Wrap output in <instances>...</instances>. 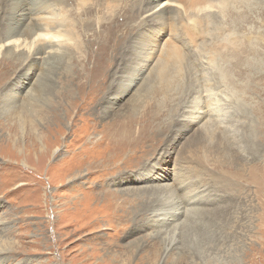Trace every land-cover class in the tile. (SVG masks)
I'll list each match as a JSON object with an SVG mask.
<instances>
[{"label": "rangeland", "instance_id": "rangeland-1", "mask_svg": "<svg viewBox=\"0 0 264 264\" xmlns=\"http://www.w3.org/2000/svg\"><path fill=\"white\" fill-rule=\"evenodd\" d=\"M21 1L0 0V47L12 21L21 23L15 14ZM166 1L163 11L157 7L162 0L21 2L18 11L42 2L74 15L90 2L101 3V20L121 15L126 24L130 20L136 55L128 64H110L112 55L99 63L97 38L80 27L82 46L71 51L70 60L64 49L58 50L61 58L42 53L27 60L0 51V264H170L182 253L189 255L185 264H264V180L250 179L257 166L264 167V78L257 79L256 68L245 75L247 68L241 74L231 69L233 89L227 87L223 55L232 37L244 40L257 32L264 38V0ZM155 7L163 17L152 16ZM171 49L182 59L177 71L168 69L177 79L168 85L173 97L166 109L165 96L153 92L162 88L159 63L169 62ZM213 53L219 56L215 66L208 64ZM260 66L264 70V62ZM132 76L139 77L135 86L115 101ZM111 82L116 84L108 95ZM247 84L255 89L245 94V107L237 102L244 95L240 85ZM98 87L105 88L93 93ZM193 87L198 96L190 93ZM203 94L216 98L219 125L191 121L195 109L212 106ZM138 100L157 106L142 109L133 105ZM158 108L163 113L157 123L142 126L148 118L140 123L141 117H154ZM243 132L255 146L238 143L245 140ZM231 140L236 150L245 149L244 181L232 177L239 166L225 167ZM160 187L166 192L155 191ZM138 189L142 195H136ZM173 195L184 213L161 228ZM141 199L155 201L148 213Z\"/></svg>", "mask_w": 264, "mask_h": 264}, {"label": "bare ground", "instance_id": "bare-ground-1", "mask_svg": "<svg viewBox=\"0 0 264 264\" xmlns=\"http://www.w3.org/2000/svg\"><path fill=\"white\" fill-rule=\"evenodd\" d=\"M23 1V0H22ZM21 1V2H22ZM25 1V0H24ZM66 1H70V0H66ZM230 1V0H229ZM229 1L227 3H229ZM3 2V1H2ZM21 2H19V4L15 7L17 10L15 12V14H20V16L22 17V19L20 20L21 23L19 22V24L14 23V20L12 21L11 25L9 26V24L7 26H9L7 33L5 34L4 37V42L2 44V46L0 47V51H2V49H5V51L10 52L11 53H18L20 59H24L27 60L30 58V56H40L42 55V53L44 54H48V55H52L53 53H55L52 58H58L60 57V54L58 52V50H63L64 49V54L67 57L68 55V59L70 60V56H71V51H77V46L79 48V46H82V38H80V36L77 34L79 31V27H80V31L83 34V32H88V31H92L93 32V37L97 38L98 41L95 42L96 45H98L100 48H98V57L97 60L99 63L105 61L107 59V55L111 56L112 55V59H110V64H112L114 61L116 63L119 62H124L127 63V60H130L132 58L135 57L136 52L133 49V37H132V33H133V26L130 25V20L127 19V24L125 23L126 17L124 16H115L114 18L111 19H106V20H101L100 18H98V14L101 11V7L102 4L101 3H91V5L86 6V7H82L79 12L74 15L71 14V10H67L63 7H60L59 10H56L52 4V6L49 4H45V3H38L36 5L32 6V2H29L31 8H28L26 10L23 9V11H18L19 7L21 5H23ZM37 2V1H36ZM47 2V1H46ZM49 3V2H48ZM68 4V2H66ZM89 3V4H90ZM223 3V2H222ZM16 4V3H15ZM14 4V5H15ZM64 4V3H63ZM168 2L166 0H162V2H160L157 7H160V9L163 8V6H167ZM226 4V3H225ZM87 5V4H86ZM65 6V5H64ZM225 7V6H224ZM27 8V7H26ZM35 9V10H34ZM156 7L153 9V15L154 17L158 18L161 17L162 14L160 13L161 11H157L155 10ZM4 10V9H3ZM15 10V9H14ZM32 10H34V12H32ZM163 11V9H162ZM264 11V8L261 9V12ZM18 14V15H19ZM74 17V18H73ZM163 17V16H162ZM19 19V18H18ZM85 34V33H84ZM2 35V34H1ZM91 35V34H90ZM91 35V36H92ZM256 35V36H255ZM262 33H255L254 36H252L251 38H245L244 40H239V37H232L231 41L227 40L228 42H225L224 45V56L226 55L228 57V65H227V72H228V76L226 74V84L228 82H230V76L229 77V73L231 72V69H240V71L238 70V73L241 74V70L244 71L243 68H247L246 72L243 74L245 75L247 73V71H250L253 68L258 69V72L261 73H256L259 74L257 75V79L258 80H263L264 78V70L261 68V62H264V53L262 52L261 48L257 47V45H262L264 47V38L261 36ZM215 49V48H214ZM82 50V48H80V51ZM245 50V52H244ZM88 51V50H87ZM141 52L143 53L144 51L141 50ZM81 53H84V51H82ZM90 53V52H89ZM75 54V53H73ZM139 54V53H137ZM141 54V53H140ZM17 55V54H15ZM63 55V54H62ZM254 56L253 59H251L249 56ZM84 57V56H83ZM61 58V57H60ZM150 58V57H149ZM261 58V60H260ZM66 59V58H65ZM167 59L169 62H167V60H162L161 63H159V70H158V75L157 77L160 79V84L162 85L161 90H156L154 97L156 96H165L164 97V101L163 106L164 108H168L170 106V102H171V98L173 97V91H172V95L170 94L169 90H172L168 87V85H173L177 79L176 77H173L170 75L169 72V68L172 66H176V71L179 68V65L181 63V57L178 54V51L175 49H171V51L169 52V54L167 55ZM255 60V61H254ZM257 60V61H256ZM72 61V60H71ZM70 61V62H71ZM76 61V60H75ZM80 61V60H79ZM208 64L211 63L214 66L217 65L218 61H219V56H216V53H213V55L211 56L210 59H208ZM114 62V63H115ZM81 63V62H80ZM130 63V61L128 62ZM127 63V64H128ZM219 64V63H218ZM234 65V66H233ZM78 66V65H77ZM207 66V65H206ZM223 66V65H221ZM260 66V68H259ZM108 67V66H107ZM120 67V66H119ZM118 67V68H119ZM212 67V65H211ZM217 67V66H216ZM72 68V67H71ZM94 68V67H93ZM128 68V66H127ZM74 69V68H73ZM76 69V68H75ZM80 69V68H79ZM131 70L129 69L127 70V74L128 78L131 75ZM74 71V70H73ZM81 71V69H80ZM92 71V70H91ZM113 71V70H112ZM119 71V69H118ZM126 71V70H125ZM96 75H105L106 73H103L101 71H93ZM106 72V71H105ZM217 73V72H216ZM220 73V72H219ZM76 74V73H74ZM84 74V73H83ZM114 75L116 74V71L113 73ZM178 74V73H177ZM88 75V74H87ZM92 75V74H91ZM125 75V74H124ZM219 75V74H218ZM221 75V73H220ZM112 76V75H111ZM255 77L254 74H251L249 76V80H252ZM92 78V77H91ZM137 78L139 77H131V80H127V83L125 82L124 85V90H122L121 92V96L115 98V101H117L118 99L122 98V96L126 95L136 84L137 82ZM230 78V79H229ZM216 79V78H215ZM83 80V79H82ZM256 80V79H255ZM232 82V81H231ZM228 83L227 87H230L231 89H233V86L231 85L232 83ZM249 83V81L247 82ZM115 82H111L108 90H107V94L111 95V90L114 86H115ZM222 84V82H221ZM207 86V85H205ZM209 86V85H208ZM242 87V90L244 91V95L243 98L237 102V103H241V105H244L245 103V107L247 106V102L244 100L245 99V94L249 93V92H253L255 88H252V85H240ZM168 89H167V88ZM204 87V86H203ZM105 87H102V90ZM122 88V87H121ZM164 88V89H163ZM207 88V87H206ZM210 88V87H209ZM166 89V90H165ZM191 89V88H188ZM204 89V88H203ZM211 89V88H210ZM259 91V94L262 93V90L257 88ZM102 90L98 88L93 89V93H95L96 91L98 92H102ZM151 90V89H150ZM196 90V88L193 87L192 91L190 93L194 94V91ZM208 90V89H207ZM235 90V88H234ZM116 91V90H115ZM148 91V90H147ZM202 91V90H201ZM209 91V90H208ZM207 91V92H208ZM150 92V91H149ZM176 92V91H175ZM256 92V91H255ZM143 93V92H142ZM189 93V94H190ZM203 93V92H202ZM201 93V94H202ZM209 93V92H208ZM147 94V93H146ZM150 94V93H149ZM152 94V92H151ZM212 94V92H211ZM232 94V93H231ZM116 95V94H115ZM192 95V94H191ZM196 95V94H194ZM199 95V94H198ZM196 95V96H198ZM216 95V94H215ZM182 96V95H181ZM193 96V95H192ZM137 97V96H136ZM152 97V96H151ZM153 97V99H155ZM108 98V96L106 97ZM150 98V97H149ZM184 98V97H183ZM202 98L204 100H206L205 102L208 103L211 101L212 106H206L204 109L202 108H197L195 109L194 112H192V116H191V121H194L193 123L196 122H200V121H204L206 119L208 120H212V122H216L215 124L219 125V118H216L217 115L215 113V109L213 108V105L215 106L214 101L216 100V98H214L211 95H202ZM95 99V98H94ZM105 99V98H104ZM124 99V98H123ZM148 99V98H147ZM186 99V98H185ZM247 99V98H246ZM151 100V99H150ZM156 100V99H155ZM158 100V99H157ZM156 100V101H157ZM183 100V99H182ZM239 100V99H238ZM249 100V99H248ZM107 101V100H106ZM141 100L138 101H134L133 105L135 103H138V105H140V108H148V107H153L155 108L157 105L152 104L151 106V101L146 102L145 100H143L141 103L139 102ZM153 101V100H152ZM160 101V100H159ZM182 102V101H181ZM236 102V101H235ZM99 103L100 100H99ZM157 103V102H156ZM210 103V105H211ZM90 104V103H89ZM102 104V103H101ZM176 104V103H175ZM182 104V103H181ZM209 104V103H208ZM100 105V104H99ZM133 105H131L133 107ZM160 105V104H159ZM179 106V103L177 104ZM89 106V105H88ZM103 106V105H102ZM128 106V105H127ZM82 107V106H81ZM209 108L206 110V108ZM216 107V106H215ZM243 107V106H242ZM127 108H131L130 106ZM176 108V107H175ZM240 108V107H239ZM238 108V109H239ZM136 109V108H135ZM150 109V108H149ZM165 109V110H166ZM217 109V108H216ZM132 110V109H131ZM130 110V111H131ZM129 111V112H130ZM153 111V110H152ZM151 111V112H152ZM157 111V112H156ZM154 113V117H150L149 114H145L141 117L140 119V123L143 121L142 118L143 117H147L148 120L145 123H141L142 126H151L153 123L155 124V122L157 123V118L162 115L163 113V109L161 110L160 108H158ZM221 111V110H220ZM110 112V111H109ZM128 112V110H127ZM133 112V111H132ZM150 112V113H151ZM246 112V111H245ZM107 113V112H106ZM176 113V111H175ZM120 116L122 115L119 114ZM118 115V116H119ZM151 115V114H150ZM159 115V116H158ZM174 115V114H173ZM106 116V115H105ZM109 116H111L109 114ZM126 116V115H125ZM152 116V115H151ZM108 117V116H106ZM114 117V115H113ZM116 118V117H115ZM131 118V117H130ZM212 118V119H211ZM123 119V118H122ZM166 119V118H165ZM154 120V121H153ZM114 121V120H113ZM131 122V121H130ZM113 123V122H112ZM172 123V122H171ZM170 123V124H171ZM192 123V124H193ZM172 125V124H171ZM176 125H178V121H173V126L170 127L171 129L176 128ZM251 126V125H250ZM249 126V127H250ZM131 127V126H130ZM158 127V126H157ZM161 127V126H160ZM133 128V127H132ZM251 128V127H250ZM257 128V127H256ZM103 129V128H102ZM110 129V128H109ZM127 129V128H126ZM131 129V128H130ZM160 129V128H159ZM253 129V128H252ZM104 130V129H103ZM146 130V129H145ZM166 130V129H165ZM255 130V129H253ZM252 130V131H253ZM143 131V130H142ZM161 131V130H160ZM100 132V131H99ZM124 132V131H123ZM145 132V131H144ZM171 132V131H170ZM202 132V131H201ZM104 134V132H103ZM102 134V135H103ZM111 134V133H110ZM205 134V132H204ZM255 134V133H254ZM148 135V134H147ZM201 135V134H200ZM146 136V135H145ZM144 136V139H145ZM242 137H244L245 139V133L243 132L241 134ZM253 136V135H252ZM127 137V136H126ZM133 137V136H132ZM136 137V136H135ZM222 137V136H221ZM114 138V137H113ZM122 138V137H121ZM134 138V137H133ZM149 138V137H148ZM153 138V137H152ZM151 138V139H152ZM103 139V138H102ZM123 139V138H122ZM89 140V139H88ZM203 139L200 138V140L198 141H202ZM242 140V139H240ZM255 140V137H254ZM115 141V140H114ZM120 141V140H119ZM124 141V140H123ZM122 141V142H123ZM127 141V140H126ZM125 141V142H126ZM232 141V140H231ZM253 141V140H252ZM128 142V141H127ZM130 142V141H129ZM148 142V141H147ZM107 143V142H106ZM238 143H241L242 146L244 143L248 144L250 143V140H242L241 142L238 141ZM236 141H232L229 142L228 146H226V149H228L231 152V156L228 159V161L225 164L226 166H229L230 168L234 167V166H239V173L235 174V170L232 174V177L235 176H239L241 178H243V181L246 179V177L242 176L244 172V169L246 167V156L244 153L245 149L242 150V147L240 148L241 150L238 151L235 149V144H238ZM252 143V142H251ZM250 143V144H251ZM253 143H255L253 141ZM252 143V144H253ZM109 144V143H108ZM143 144V143H142ZM222 144V142H221ZM248 144V145H250ZM256 144V143H255ZM110 145V144H109ZM130 145V144H129ZM134 145V144H133ZM149 145V144H148ZM254 145V144H253ZM252 145V146H253ZM136 146V145H135ZM255 146V145H254ZM258 147L256 149H253L252 151V156L255 154H258ZM109 148V147H108ZM142 148V147H141ZM239 148V147H238ZM93 149V148H92ZM107 148L105 147V150ZM94 150V149H93ZM101 150V149H100ZM104 150V149H103ZM129 150V149H128ZM127 150V151H128ZM252 150V149H250ZM141 151V150H140ZM93 152V151H92ZM139 152V151H138ZM142 152V151H141ZM126 153V152H125ZM108 154V153H107ZM110 154V153H109ZM230 154V153H228ZM87 155V154H85ZM93 156V155H92ZM134 156V155H133ZM124 157V156H123ZM93 159V158H92ZM98 160V159H97ZM96 160V161H97ZM123 160V159H122ZM114 161V160H113ZM130 161V160H129ZM128 162V161H127ZM248 162V161H247ZM126 163V162H124ZM255 163V162H254ZM162 164V165H161ZM92 165V164H91ZM160 169L162 170V172L164 171V165H165V161L161 162L160 164ZM233 165V166H232ZM130 167V166H129ZM258 170L255 171L256 173L253 175H250V179L252 181H256L257 178H261L264 180V167L259 168L257 166ZM115 169V168H114ZM112 169V170H114ZM121 169V168H120ZM119 169V170H120ZM118 170V169H117ZM122 170V169H121ZM241 174V176H240ZM127 178V175L125 176ZM158 177V176H157ZM179 178V177H178ZM230 178V177H229ZM180 179V178H179ZM163 180V178H162ZM178 180V179H177ZM180 181V180H179ZM177 182V181H176ZM185 182V180L183 178H181V183ZM178 183V182H177ZM179 184V183H178ZM167 187V186H166ZM166 187H160L158 189H156L155 191H164L166 192ZM263 188V186H262ZM136 189V188H135ZM202 189V188H201ZM142 189H138L136 193V195H142V194H138V192H142ZM203 191V190H202ZM153 192V191H151ZM181 192V191H180ZM183 193V192H182ZM191 193V192H190ZM148 193H146L147 195ZM168 195V194H167ZM176 196V195H175ZM192 196V195H191ZM194 196V195H193ZM143 197V196H142ZM167 197V196H166ZM119 198V197H118ZM149 199V198H148ZM192 199V198H191ZM114 200V199H112ZM117 200V199H116ZM141 200H145V199H141ZM184 200V199H183ZM194 200V199H193ZM196 200V199H195ZM171 203L168 206V208H170L171 211L170 215L167 217L166 220L160 221L159 225L161 228L165 227L167 224H171L175 221H177V219H179V215L182 213H184L183 209L181 208L180 204H179V200L177 199V197H174V195L172 196V200L170 199ZM132 202V201H131ZM120 203V202H119ZM155 201L153 200H145L142 205L144 206V211L146 213H148L149 210H151V208L153 207ZM199 203V202H198ZM125 205V202L123 203ZM188 204V203H187ZM121 206V205H120ZM125 208V207H124ZM139 208V207H138ZM110 209V208H109ZM140 211V210H139ZM109 213H111L109 211ZM115 213V212H114ZM176 213V214H173ZM178 213V214H177ZM118 214V213H117ZM121 214V213H120ZM134 214V213H133ZM144 214V213H142ZM141 214V215H142ZM110 216V215H109ZM114 216V215H113ZM123 216V215H122ZM119 217V215H118ZM121 217V216H120ZM139 217V215H138ZM179 217V218H178ZM127 218V217H125ZM164 218V217H163ZM117 219V218H116ZM124 220V219H123ZM115 221V220H114ZM119 221V220H118ZM122 221V220H121ZM129 222V221H128ZM125 223V222H123ZM142 223V221H141ZM147 224V223H146ZM135 227V226H134ZM140 228V227H139ZM177 225L174 226V228L172 229L173 233L177 232ZM167 233V231L165 232V234ZM177 234V233H176ZM173 235V237L171 238V240L169 241L170 243L174 242L175 239V235ZM169 247V246H168ZM171 247V246H170ZM137 248V247H136ZM171 251V250H170ZM169 251V252H170ZM134 253V252H133ZM187 254L182 253L181 256H178L176 259H174L172 262H170V264H185V259L186 260H190L189 258H187ZM185 259H184V258ZM192 257V256H191ZM164 264H169L167 261L164 262ZM191 264V263H190Z\"/></svg>", "mask_w": 264, "mask_h": 264}]
</instances>
